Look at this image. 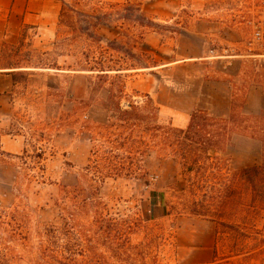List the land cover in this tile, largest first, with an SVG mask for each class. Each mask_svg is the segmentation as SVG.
Masks as SVG:
<instances>
[{
  "label": "rangeland",
  "instance_id": "obj_1",
  "mask_svg": "<svg viewBox=\"0 0 264 264\" xmlns=\"http://www.w3.org/2000/svg\"><path fill=\"white\" fill-rule=\"evenodd\" d=\"M63 1L81 14L61 18ZM259 2L0 0V73L19 66L0 75V264H264V179L252 192L238 174L264 162ZM99 6L139 18L123 27L137 57L121 65L124 109L148 94L161 124L186 128L197 109L227 121L206 168L122 126L116 72L77 70L120 54L88 35L120 24L87 29Z\"/></svg>",
  "mask_w": 264,
  "mask_h": 264
},
{
  "label": "trees",
  "instance_id": "obj_2",
  "mask_svg": "<svg viewBox=\"0 0 264 264\" xmlns=\"http://www.w3.org/2000/svg\"><path fill=\"white\" fill-rule=\"evenodd\" d=\"M83 1L84 0H74V3L82 5ZM109 5L115 8L114 4ZM127 7L131 8L132 6L127 3L125 4V8ZM67 8L73 13V17L81 14L80 10L63 1L60 10L61 18L66 15ZM99 9L101 10L102 6L96 9L97 14L96 12L93 14H86L88 19L92 18L96 20L92 23L93 21L91 22L89 19V25L92 24L95 28H99L102 24L111 27L113 21H118L120 24L113 26L115 37L110 40L107 36L100 33L89 32L88 35L100 42H106L110 48L120 52V54L115 56L114 54L101 53L97 56H87V65L77 70L90 73V75L99 80L108 77L110 72H116L115 76L119 78L121 89L119 90L120 94L116 93L113 89H109L110 94L108 100L115 103L114 110L109 109V111H112L113 114L115 113L116 118L122 122V126L133 132L137 130L139 133L137 142L142 143L146 148L155 147L156 142L162 145V151L172 153L174 157L179 158L181 162L186 165L187 170H192L195 165H198L200 169L206 168L213 159H216L220 144L226 138L227 130L229 129L226 124L227 121L216 118L207 110L197 109L191 114L190 121L186 128L175 127L172 124H161L159 122L160 109L148 94L146 104L138 105L132 102L130 108L124 109L121 105V99L125 92L124 88L126 87V81L122 79V77L124 74L123 71L127 68L121 65L124 64V62L135 61L137 57L135 54L129 52L130 50L123 51V48L126 46H130L131 49L133 47L131 37L127 40L125 39L128 37V34H126L123 27L128 20L135 21L136 19L138 21L139 18H134L133 15L118 10H116V12L98 14ZM92 25L87 27V29H90ZM146 25L149 26V22L145 24V26ZM143 35L144 33L141 34L142 39ZM117 65L119 68H117ZM130 65L133 66V68H138V66H134V64ZM15 67L17 68L19 66H11L6 69V73L11 74L14 77V81L16 75V71L14 70ZM232 120L235 121V116H232ZM113 156L116 157V155ZM238 174L249 181L248 183H250L252 192H255L254 182L256 179H264V162L260 165L244 168L240 170Z\"/></svg>",
  "mask_w": 264,
  "mask_h": 264
},
{
  "label": "built area",
  "instance_id": "obj_3",
  "mask_svg": "<svg viewBox=\"0 0 264 264\" xmlns=\"http://www.w3.org/2000/svg\"><path fill=\"white\" fill-rule=\"evenodd\" d=\"M251 25L250 50H257L259 55L264 56V0L257 4Z\"/></svg>",
  "mask_w": 264,
  "mask_h": 264
},
{
  "label": "crops",
  "instance_id": "obj_4",
  "mask_svg": "<svg viewBox=\"0 0 264 264\" xmlns=\"http://www.w3.org/2000/svg\"><path fill=\"white\" fill-rule=\"evenodd\" d=\"M35 5V4H34ZM148 35H151V34H148ZM154 38H155V36H154ZM147 40H148V42H149V36H147V38H146ZM0 75H5V76H9V75H11V74H9V73H5V72H1L0 73ZM14 83V82H13Z\"/></svg>",
  "mask_w": 264,
  "mask_h": 264
}]
</instances>
